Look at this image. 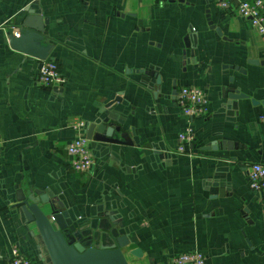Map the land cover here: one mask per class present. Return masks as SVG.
<instances>
[{"label": "crops", "instance_id": "1", "mask_svg": "<svg viewBox=\"0 0 264 264\" xmlns=\"http://www.w3.org/2000/svg\"><path fill=\"white\" fill-rule=\"evenodd\" d=\"M239 1L224 10L217 0H0V264L15 246L39 261L40 238L14 207L29 184L58 193L70 219L97 223L112 215L128 225L144 253L126 252L130 264H169L193 250L208 264H264V200L247 172L250 163H264V106L247 98L229 106L221 96L234 77L233 87L264 99V66L248 63L264 59V33L239 14ZM30 8L43 15L63 83L41 85L40 62L5 38ZM207 10L223 36L208 25ZM139 69L161 74L168 94L201 87L208 113L188 117L178 94L175 102L156 101V79ZM115 96L133 142L112 152L90 142L94 164L78 174L67 152L79 134L71 123L91 120ZM188 127L191 152H179Z\"/></svg>", "mask_w": 264, "mask_h": 264}, {"label": "water", "instance_id": "2", "mask_svg": "<svg viewBox=\"0 0 264 264\" xmlns=\"http://www.w3.org/2000/svg\"><path fill=\"white\" fill-rule=\"evenodd\" d=\"M207 21L211 29H215L219 35L223 36L221 28L214 24L208 10ZM45 32L43 15L30 8L25 17L19 21L18 31L7 33L5 38L10 47L38 60L40 67L43 60H53L50 56L53 45L46 43ZM248 63L264 66V59H249ZM226 67L246 72L238 64ZM139 70L156 79L157 88L154 90L156 101L166 100L168 96H171L172 101L175 102L178 91L175 88L169 94L164 91L165 82L161 74L144 71V69ZM172 82L175 85L176 81ZM233 82L234 77H230L229 84L221 87V96L226 99L229 106L237 100L246 98L250 99L253 105L264 106V99L251 97L233 87ZM122 104L123 99L115 96L103 103L91 120H87L86 137L93 147L112 152L114 144H132L133 141L129 139L127 115ZM131 131L134 132V129L132 128ZM223 145L224 149H227V145ZM228 145L229 149H232L231 142ZM155 152L165 157L161 151ZM16 195L14 207L21 214L23 225L27 227L33 239L39 237L41 241L37 246L38 264H130L126 252L137 258L144 254L143 250L137 246V239L132 237L129 226L124 225L112 215L106 219L107 221L97 223L86 222L82 218L70 219V213L68 209H65L58 193L48 187L23 185ZM244 213H248L247 208L244 209ZM132 244L135 247L126 251ZM42 245L47 251L49 262H46L42 255Z\"/></svg>", "mask_w": 264, "mask_h": 264}, {"label": "built area", "instance_id": "3", "mask_svg": "<svg viewBox=\"0 0 264 264\" xmlns=\"http://www.w3.org/2000/svg\"><path fill=\"white\" fill-rule=\"evenodd\" d=\"M170 1V0H159ZM224 10L232 9L233 0H217ZM239 14L248 19L255 29L264 33V0H240L235 5ZM38 68L37 81L43 86L59 84L65 81L60 72L59 65L54 60H43ZM178 103L188 117L203 116L209 111L208 100L205 91L198 86H183L178 93ZM71 127L79 131L78 136L67 146V152L71 157V167L78 174H87L93 164L94 155L90 148V141L86 137V122L75 120ZM195 140L192 127H188L179 134L178 151L191 152L190 147ZM249 186L260 199L264 200V163H250L247 167ZM169 264H208L207 257L200 251H188L174 255L169 259ZM7 264H38L34 259L26 256L18 247L12 249V257Z\"/></svg>", "mask_w": 264, "mask_h": 264}]
</instances>
